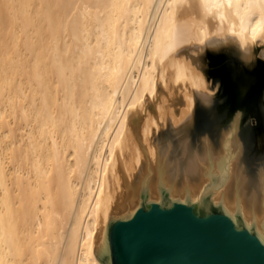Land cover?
I'll list each match as a JSON object with an SVG mask.
<instances>
[{
  "label": "bare ground",
  "instance_id": "bare-ground-1",
  "mask_svg": "<svg viewBox=\"0 0 264 264\" xmlns=\"http://www.w3.org/2000/svg\"><path fill=\"white\" fill-rule=\"evenodd\" d=\"M213 57L264 105V0H0V264H102L146 182L196 201L224 162L214 203L264 238V163L241 104L219 119Z\"/></svg>",
  "mask_w": 264,
  "mask_h": 264
},
{
  "label": "water",
  "instance_id": "water-1",
  "mask_svg": "<svg viewBox=\"0 0 264 264\" xmlns=\"http://www.w3.org/2000/svg\"><path fill=\"white\" fill-rule=\"evenodd\" d=\"M227 179L224 162L223 177L211 179L196 201L171 198L166 189L160 201H151L146 182L139 208L110 218L98 259L102 264H264V238L256 223L246 224L239 203L233 216L213 201Z\"/></svg>",
  "mask_w": 264,
  "mask_h": 264
},
{
  "label": "rangeland",
  "instance_id": "rangeland-1",
  "mask_svg": "<svg viewBox=\"0 0 264 264\" xmlns=\"http://www.w3.org/2000/svg\"><path fill=\"white\" fill-rule=\"evenodd\" d=\"M215 69V80L220 87L221 95L218 104L220 120L229 117L233 104L239 103L245 108V121L243 125V136L247 142L248 150L253 162V168H258L264 163V105L255 100L254 86L243 85L235 77V67L228 60L221 59L220 62L211 58ZM264 79V59L259 71ZM224 104L223 106H220Z\"/></svg>",
  "mask_w": 264,
  "mask_h": 264
}]
</instances>
